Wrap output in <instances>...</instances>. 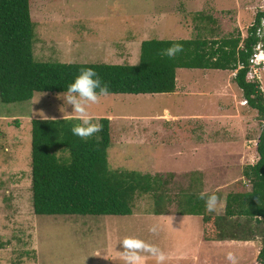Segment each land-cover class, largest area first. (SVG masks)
<instances>
[{
	"label": "rangeland",
	"instance_id": "obj_1",
	"mask_svg": "<svg viewBox=\"0 0 264 264\" xmlns=\"http://www.w3.org/2000/svg\"><path fill=\"white\" fill-rule=\"evenodd\" d=\"M30 10L36 61L134 66L146 41H214L238 33L246 39L257 14L264 12V0H30ZM236 74L183 69L178 94L109 95L89 106L93 122H111L112 170L169 180L166 193L174 202L166 216L150 215L153 200L148 196L138 200L135 214L128 217L35 215L32 121L77 118L62 94H36L23 103L0 101V264H126L125 238L159 248L166 264H192L189 260L204 254L205 223L198 216L178 215L180 194L190 186L220 194V210L209 215L224 216L228 195L250 188L240 164L221 146L242 142L255 156L264 129L258 113L245 104ZM260 77L264 86V71ZM192 143L210 149L194 157ZM233 146L230 151L236 150ZM139 255L141 264H155L149 253Z\"/></svg>",
	"mask_w": 264,
	"mask_h": 264
},
{
	"label": "trees",
	"instance_id": "obj_2",
	"mask_svg": "<svg viewBox=\"0 0 264 264\" xmlns=\"http://www.w3.org/2000/svg\"><path fill=\"white\" fill-rule=\"evenodd\" d=\"M262 19L264 12H259L256 26ZM35 29L30 0H0V101L3 104L29 102L36 94H63L81 69L88 67L95 69L102 83L109 86L110 95L175 94L179 70L231 71L237 73L236 85L264 125L262 85L247 78L250 59L259 43L255 27L248 30L246 39L238 33L214 41H146L141 46L140 62L134 66L36 61ZM174 43L182 44L183 51L173 58L161 55ZM77 123L79 120L75 118L32 121L31 190L35 215L128 217L135 214L138 200L146 196L153 200L150 215H168V206L174 200L166 193L167 178L111 169L110 120L101 119L102 130L89 139L72 134L71 128ZM58 151L63 155L59 156ZM256 151L258 162L243 171L244 184L250 189L228 195L224 216L215 219L209 215L204 201L198 199L200 191L195 186L180 194L177 204L178 215L198 216L205 225L212 226L210 231L207 229L208 241H249L261 237L258 262L264 264V129ZM190 176L192 185H196L197 179ZM216 195L221 201L222 196ZM235 218L249 224L228 221ZM1 247L0 244V250Z\"/></svg>",
	"mask_w": 264,
	"mask_h": 264
},
{
	"label": "clouds",
	"instance_id": "obj_3",
	"mask_svg": "<svg viewBox=\"0 0 264 264\" xmlns=\"http://www.w3.org/2000/svg\"><path fill=\"white\" fill-rule=\"evenodd\" d=\"M256 33L258 37L264 38V19L260 21ZM182 51L183 45L174 43L171 47L163 50L161 55L173 58ZM260 92L264 93V86H261ZM109 95V86L106 83H102L95 69L91 67L81 69L79 75L68 85L67 91L62 94L64 103L73 107V114L79 120V123L71 128L74 136L87 139L102 130L103 126L99 122H93L88 109L90 105L99 103L102 97ZM198 199L204 201L205 210L208 213L220 210V198L216 194H208L206 191H201L198 194ZM155 230V228L150 229L153 232ZM121 244L126 250V264H141L142 257L139 255L140 252H147L153 256L155 264H166V254L159 248L142 240L125 238ZM227 260L228 264H238V259L235 255L229 254Z\"/></svg>",
	"mask_w": 264,
	"mask_h": 264
},
{
	"label": "crops",
	"instance_id": "obj_4",
	"mask_svg": "<svg viewBox=\"0 0 264 264\" xmlns=\"http://www.w3.org/2000/svg\"><path fill=\"white\" fill-rule=\"evenodd\" d=\"M208 77L209 76H206L207 81L209 79ZM178 90H180V88H179V84L177 83V94H178ZM155 127L157 129L156 131L161 130L159 126H155ZM153 131H155V129H153ZM193 144L194 143H192V150L190 151H192L194 157H197L198 153L200 152L205 153L206 152L205 150L210 149V148L205 149L203 145L197 146L194 144L197 151L193 152V146H194ZM233 145H235L236 150L230 151V149L234 148ZM221 147H223L221 151L225 153L228 158L233 156L234 160L240 164V169L242 170V172L244 171L243 169L245 167L255 165L258 162V158L256 156L258 153H256L255 156H253L252 153L248 152L245 146H243L242 142L236 144L235 141L234 142L229 141L226 142L225 144H222ZM252 158H254L255 160H253ZM205 231H207V228H205L204 225V233L202 234L201 243H200L204 249V254L203 255L201 254V256L196 255V257L193 260H189V262L191 261L192 264H228L227 256L229 254L235 255L237 257L238 264H260L258 262V258L262 248V241H260L262 240L261 237H254L249 241L235 240V239H227L224 241H220V240L208 241L205 238L206 237Z\"/></svg>",
	"mask_w": 264,
	"mask_h": 264
},
{
	"label": "built area",
	"instance_id": "obj_5",
	"mask_svg": "<svg viewBox=\"0 0 264 264\" xmlns=\"http://www.w3.org/2000/svg\"><path fill=\"white\" fill-rule=\"evenodd\" d=\"M251 26L257 29L259 25L256 26L254 22ZM255 36L259 40V43L256 45L254 54L250 59V70L247 78L249 82L259 83L258 80L261 81L260 73L264 71V38L258 37L256 31ZM240 68H243V66ZM245 104H247L246 101Z\"/></svg>",
	"mask_w": 264,
	"mask_h": 264
}]
</instances>
